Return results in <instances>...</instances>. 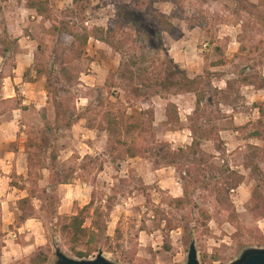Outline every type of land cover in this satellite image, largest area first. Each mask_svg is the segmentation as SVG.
<instances>
[{
    "label": "rangeland",
    "instance_id": "rangeland-1",
    "mask_svg": "<svg viewBox=\"0 0 264 264\" xmlns=\"http://www.w3.org/2000/svg\"><path fill=\"white\" fill-rule=\"evenodd\" d=\"M27 4L0 0V131L9 141L0 151L17 152L16 166L25 170L21 176L1 172L7 179L0 180V264H32L40 248L50 255L48 264H55L56 249L80 260L57 232L52 197L64 217L93 199L109 211L113 253L100 251L116 264H187L193 242L201 264H230L246 249L264 248L257 243L264 220L250 212L254 191L264 190V137L250 138L255 131L264 135L257 109L264 107V0H91L82 18L72 15V0H52L50 20L27 14L21 24L17 15ZM161 16L174 24V35L160 26ZM118 18L121 52L91 40L79 58L63 23L108 29ZM24 53L29 60L19 58ZM222 61L227 65L216 66ZM172 63L202 78L197 95L140 85L138 76H158ZM170 105L181 124L168 123ZM107 113H147L143 135H125L148 149L145 156L121 161L120 152L110 155V136L98 130ZM193 127L214 130L223 143L192 150ZM228 167L245 177L231 196L241 231L215 200ZM57 173L73 175L72 184L55 186ZM30 194L35 216L22 224L18 203ZM176 199L186 206L179 209ZM2 202L10 205L6 216Z\"/></svg>",
    "mask_w": 264,
    "mask_h": 264
},
{
    "label": "trees",
    "instance_id": "trees-1",
    "mask_svg": "<svg viewBox=\"0 0 264 264\" xmlns=\"http://www.w3.org/2000/svg\"><path fill=\"white\" fill-rule=\"evenodd\" d=\"M73 10L72 15L76 18H82L89 6L91 5V0H72ZM27 8L34 10L37 14L45 19L50 20L53 16L52 0H28ZM126 12L130 14L127 10H120L121 12ZM135 18V17H131ZM160 26L170 35L176 33V28L173 23L169 21L166 16H161L159 19ZM118 25L115 27H110L108 29L95 27L89 30L83 27L81 30L70 29L68 24H64L65 29L69 30L70 36L75 40L77 45V51L79 52V58L85 54V51L91 40H95L103 45H106L118 52H121V47L116 43L119 31L122 24L118 18ZM227 61H222L216 66H225ZM172 68H166L161 74L155 77H139L138 81L141 86H148L150 84H156L164 88L173 87L178 92L182 94H196L198 93V88L201 85V77L192 79L187 73L181 71L172 63ZM245 83L253 85L250 79H246ZM261 89L264 90V81L262 82ZM170 92V91H169ZM158 96H160L158 94ZM174 107L175 110L171 111L168 108L167 118L169 124L179 125L181 124V118L178 113V109L175 105H170ZM260 112V123L263 124L264 119V107L257 108ZM199 108L196 109L195 115L199 113ZM147 113H134L133 115L126 117L125 114L117 115L114 113H107L103 115L102 123L98 130L104 133H108L110 136L109 142L110 155L115 156L119 154V160L126 161L127 159H137L143 157L148 153V149L139 146L137 140L128 143L125 141V135H131L138 131L139 136L143 135L145 132V123L142 118ZM94 129V127H92ZM242 129H237V132ZM193 136L192 150L198 151L201 149L204 142H218L219 145L223 143L220 134L215 133L214 130H207L203 127H193L191 130ZM264 135L260 131H255L250 138H263ZM217 150L221 151L222 147L217 146ZM196 154V152L194 153ZM54 161L57 157H54ZM187 178L185 180H192L194 173L191 171L186 172ZM222 180L215 186L214 194L215 200L219 207V210L226 213L228 216L227 222L234 226L239 231L243 230L239 213L237 212L236 206L233 203L231 196L232 192H236L244 184L245 177L236 172L232 171L229 167L221 172ZM73 180V175L62 176L56 174L54 178L55 186H68L71 185ZM14 188L17 186L12 185ZM25 190V189H21ZM34 196L30 194L28 197L21 199L18 203V209L21 213L20 222L25 224L27 221L34 219L35 207L33 205ZM50 216L56 221L57 232L62 236L64 240L70 245L71 252L76 258L80 260L89 259L95 254H98L101 249L108 250V253H113V248L111 246L112 239L107 236V218H109V211H105L102 206H96L95 200L84 207L77 215L72 217H64L59 214L57 209V201L52 197ZM175 203L179 209L186 206L187 201L185 199H176ZM252 207L250 212L252 216L257 220H264V190L262 187L258 186L254 191L251 198ZM1 214V211H0ZM91 220V227H86L87 221ZM207 221H210L211 217L206 216ZM259 245L264 244V236H260L257 240ZM85 248V249H83ZM2 255V247L0 245V257ZM50 261V255L45 251L44 248H40L39 251L32 254L31 263L32 264H48Z\"/></svg>",
    "mask_w": 264,
    "mask_h": 264
},
{
    "label": "water",
    "instance_id": "water-1",
    "mask_svg": "<svg viewBox=\"0 0 264 264\" xmlns=\"http://www.w3.org/2000/svg\"><path fill=\"white\" fill-rule=\"evenodd\" d=\"M55 264H116L108 260L100 251L93 260H74L67 257L60 249H56ZM187 264H201L196 242L190 246ZM230 264H264V248H249L244 250L238 259Z\"/></svg>",
    "mask_w": 264,
    "mask_h": 264
},
{
    "label": "crops",
    "instance_id": "crops-1",
    "mask_svg": "<svg viewBox=\"0 0 264 264\" xmlns=\"http://www.w3.org/2000/svg\"><path fill=\"white\" fill-rule=\"evenodd\" d=\"M29 15L31 16L32 19H36V18H39V19H42L36 11L34 10H30L26 7V9L22 10V14L21 16L18 14L17 15V18L20 19V23L21 24H24L26 22V15ZM36 16V17H35ZM30 55L27 54V53H24L22 54L19 58H22V60H29L30 59ZM11 80V79H10ZM13 98V97H11ZM14 124V123H13ZM2 134V132L0 131V135ZM9 141H6L3 136L1 135L0 137V145L1 144H4V143H7ZM17 157H19V154H17V152H3V151H0V180L3 182V179L6 180L7 177H4L3 178V174H8L9 172L12 173V172H17V174L19 176H21L22 174H24L25 170L22 172L20 170H18V165L16 166V163H15V159H17ZM3 171V174L1 173ZM24 172V173H23ZM11 191H14V192H17V190L15 188H10ZM1 197V196H0ZM8 198H11V196L8 195ZM26 198V197H25ZM24 199V198H23ZM9 203H4L2 202V209H3V212H4V215H8L7 213H10V207H9ZM7 212V213H6ZM6 225L10 226L11 224L10 223H6L7 221H4ZM9 243L11 242H6V244L8 245ZM26 247V250L27 249H31L33 248V246L31 245H28V246H25ZM28 247V248H27ZM9 248V247H8ZM20 251H23V249ZM26 252V251H25ZM35 253V252H34ZM33 254V253H32Z\"/></svg>",
    "mask_w": 264,
    "mask_h": 264
}]
</instances>
